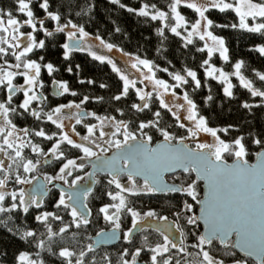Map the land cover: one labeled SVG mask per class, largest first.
<instances>
[{"label": "snow or ice", "instance_id": "snow-or-ice-1", "mask_svg": "<svg viewBox=\"0 0 264 264\" xmlns=\"http://www.w3.org/2000/svg\"><path fill=\"white\" fill-rule=\"evenodd\" d=\"M110 3L118 4L138 17L159 21L155 31L161 43L167 39L166 32H171L181 38L185 48L191 45L196 52L206 53L207 58L200 65L204 69V81L191 68L185 67L182 72L169 71L146 56L106 40L98 30L95 33L86 30L83 23L74 20L69 10L71 5L57 2L53 8L50 0H13L11 7H0V217L4 218L0 223L14 222L21 214L26 223L30 210L43 207V197L50 191L48 186L56 187L53 182L57 180L67 188H60L54 208L64 210L71 217V221L65 224L64 217L57 211L31 213L34 222L42 225L45 232L38 234L35 228L21 231L17 226L13 234L37 249V259H31V253L20 252L19 264H45L42 253L46 250V239L52 241L73 225L77 230L83 228L86 231L92 216L88 199L93 196L96 185L105 184L104 195L109 200L101 201L97 216L111 224V229L96 233V239L88 237L92 242L78 254L67 247L52 253L48 244L49 254L58 255L66 264H85V258L100 244L121 238L118 233L122 216L130 215L131 227L122 233L127 244L133 243L138 227L142 232L151 229L158 233L160 240L153 244L149 236L144 235L141 245L133 252L123 249L119 264H137L142 252L149 254L146 264H181L182 260L184 264H191L186 259L191 255L189 248L198 249L197 254L202 255L201 264H225L223 259L214 258L206 250V246L213 247L215 241L232 258V264H248L246 259L237 256V250L244 257H254L256 264H264V134L250 132L247 143L243 135L224 139L219 133L227 136L233 126H209L208 118L200 114L194 99L209 78L226 85L223 93L232 98L234 85L230 82V75H234L251 97L260 98V103L246 101L242 107L249 110L264 107V72H254L261 82L258 88L242 74L243 60L230 65L234 69L232 73L215 67L211 63L215 53H219L224 62H230L229 48L224 36L215 35L210 30L239 29L264 39V0H169L167 10L157 3L144 2L138 8L128 7L120 0H110ZM181 6L192 10L196 16L187 20L181 14ZM94 7L90 4L87 9L81 8L75 16L89 14ZM213 9L220 13H234L238 23H216L207 15ZM181 30L186 35H182ZM114 32L122 33V30L116 26ZM40 33H43V39H38ZM63 37L66 42L60 43ZM194 37L204 41L202 47L196 45ZM49 45L63 49L64 61H70L73 52H83L93 61L110 66L121 82L117 92L110 97V103L127 101L130 111H147L151 118L126 120L122 107L112 108L120 118L108 114L107 110L104 115L86 111L82 105L90 102L87 94L82 95L79 102L69 100L51 106L44 95L45 71L48 77H52L55 96L77 97L81 94L70 90L67 81L55 79L54 74L60 69L41 54ZM160 51L158 49L157 53ZM250 51L264 56V43ZM117 53L119 64L114 58ZM75 68L80 70V65ZM65 70L73 73V66L69 63ZM157 72L167 73L170 81L158 77ZM18 78L23 82L19 83ZM78 82L96 83L94 79H80ZM138 83L143 87H137ZM99 87L108 89L109 85L102 82ZM208 91L204 98L206 106L214 100L210 87ZM104 99L103 96L95 97L92 102L102 103ZM35 102L39 103V108L33 107ZM165 115L169 116L170 123H164ZM29 116L34 121L54 125L58 131L48 134L42 127L39 130L19 127L16 120L27 121ZM85 119L89 122L84 123ZM77 125H82L86 134L81 135ZM233 130L239 131L238 128ZM33 136L49 141L50 147L45 150L40 143L34 142ZM75 137H79V141ZM251 145L257 149L256 163L249 162ZM49 155L57 162L58 171L54 175L43 174V180H39L40 168L49 162ZM229 159L232 163L228 162ZM85 161L91 165L92 171L85 172ZM176 169H182L184 174L179 186L164 179L165 173H174ZM82 172L84 175H80ZM85 177L88 182L81 183ZM33 181L37 183L33 184ZM200 181L206 187L202 197L197 191ZM25 185L32 187L26 190ZM112 186L117 190L115 193ZM161 193H180L190 198L174 211L171 223L167 215L156 209L141 211L135 206L137 198ZM196 205H199V214L195 211ZM181 220L184 224L180 223ZM50 221L60 222L62 226L58 232L53 231ZM200 221H203V232H189L188 235L196 237V242L188 244L185 227L196 229ZM8 230L12 231L11 228ZM129 255L131 261L125 259ZM104 260L106 264H112L107 255ZM88 264H96L95 257Z\"/></svg>", "mask_w": 264, "mask_h": 264}, {"label": "trees", "instance_id": "trees-1", "mask_svg": "<svg viewBox=\"0 0 264 264\" xmlns=\"http://www.w3.org/2000/svg\"><path fill=\"white\" fill-rule=\"evenodd\" d=\"M57 2L63 3L66 6L71 5L72 7L69 10L72 11L74 20L79 23H83L86 30L92 33H95L98 30L106 40L116 43L127 51L138 53L142 57L146 56L147 58L154 60L161 67H167L169 71L182 72L185 67L191 68L197 71L198 77L202 79V82L204 81V69L200 67V65L202 60L207 58L206 53L202 55L201 53L196 52L195 48L191 45L185 48L181 38L176 37L171 32H166L167 39L161 43V38L157 37L155 31L156 26L160 24L159 21H151L150 19L138 17L134 13H129L125 9H121L118 4L110 3V0H50L53 8H55ZM144 2L157 3L159 7L167 10L166 5L169 0H120V3L133 8H138ZM12 3L13 0H0V7H11ZM90 4L95 5L91 13L82 14L80 17L75 16L76 11H79L81 8L87 9ZM180 11L181 14L185 15L186 19L189 21L196 16L192 10L183 6H181ZM207 15H209V18L213 19L218 24H230L233 22L238 23V17H235V14L232 12L220 13L218 10L213 9ZM249 23H251V21H249ZM116 26L121 28L122 33L114 32V28ZM23 30L30 31V29ZM210 30H212L215 35L225 37L230 57V62L226 63L219 57V53H215L211 63L217 68H223L225 72L232 73L234 69L230 65L234 64L237 60H243L245 63L241 70L242 74L246 78L252 80L256 87H261V82H259L258 78L255 77L254 72H264V56H261L256 51H250V49H253L258 44L264 43V39H261L256 34H250L239 29L232 30L214 28ZM181 31L182 35H186L183 30ZM43 38V33H40L38 35V39ZM65 40L66 37H63L60 40V43L65 42ZM194 41L196 45L200 47L204 44V41H199L198 37H194ZM209 42L210 40L208 43ZM158 49L161 50L159 54L157 53ZM164 49H166V51H164ZM41 54L46 55L47 59L53 61L56 67L60 69L58 73L54 74L55 79L67 81L69 88L72 91L80 93L81 97L85 94L89 95L90 102L86 104V106L90 110H94L100 115H104L107 110L108 114L117 115V117L120 118L118 113H114L112 111V108L122 107L126 113V116L124 117L126 120H146L151 118V113L147 111L144 113H135L134 111H130L127 107V101L122 100L119 103H110V97L117 92L121 83L118 81L116 74L111 71L110 66L102 65L99 62L93 61L87 53L83 52H73L71 54V60L64 61L63 49L52 47L51 45H49L47 50ZM168 61H171V63H168ZM69 63L73 66V73H68L65 70L66 65ZM77 64L80 65V70L75 68V65ZM43 75L44 83H47L52 79V77L47 76L46 71ZM157 76L169 81L171 79L168 77L167 73L164 72H157ZM80 79H94L96 83L94 85H89L87 83L80 84L78 82ZM102 82L109 85V88L101 89L99 84ZM230 82L234 85L232 89V98L226 97L223 93V87L226 85L221 84L218 80L209 78L206 85L199 90L194 99L196 100L200 114L208 118L209 126L219 128L227 127L229 125L233 126V128L229 129L227 136H224L223 133H219L222 138L231 139L235 136L243 135L245 136V141L247 143L249 142L248 134L250 132L257 135L264 134V107H253L251 110L243 108L242 105L244 102L247 101L250 104H256L260 103V98L251 97L250 93L240 86L239 80L234 75H230ZM209 87L211 88V95L214 100L206 106L204 98L209 94ZM189 91L191 90L189 89ZM100 96L105 98L104 102H92L95 97ZM78 97V100H80V96ZM163 120L164 123L171 122L169 116L167 115L163 117ZM234 128H238L239 131H234ZM44 130L47 133L48 126H44ZM65 149L67 150V148ZM256 150V146L251 145L248 157L249 162H252ZM72 151L74 152L75 150ZM229 161H231V159H229L228 162ZM97 178L99 179L100 177ZM183 178L184 174L178 173L169 177V181L181 185ZM105 190L106 184L103 186L96 185L93 196H90L88 199V206L92 209V216L90 217L91 223L86 231L83 228L77 230L73 225L68 232L63 235H57L52 241H47L45 236L46 250L42 253V258L45 264H66V262L58 255L49 254L47 251L48 244L51 245L52 253H58L61 248L67 247L78 254L80 250L86 249L87 244L91 243V240H89L88 237H92L96 233L109 228L107 223L104 220H101V217L97 216L98 207L102 206L101 201L109 200V198L104 195ZM197 191L201 193L200 185ZM57 199L58 193L51 191L46 199L43 200V207L41 209L30 210V215L26 218V223L24 222L25 218L22 214L19 217H16L14 222H7L6 225L4 223H0V264H19L17 257L20 252L31 253L32 255L30 258L37 259L35 255L37 249L19 239L18 235L13 234L16 232L17 226H19L21 231L26 228H35L38 234L45 232L42 225L38 226L34 222L31 213L38 214L40 211L44 210L57 211L59 215L64 217L65 224H68L71 221V217L64 210H57L54 208V203ZM185 199L190 201V198H187L180 193L141 196L135 200V206L141 211H146L149 208L156 209L162 215H167L169 219L174 220V211L182 207ZM3 219V217H0V220ZM50 223L54 232H58L59 228L62 226L58 221H50ZM180 223L184 224V221L181 220ZM130 226V215L122 216V233ZM9 228H11L12 231H9ZM184 230L187 236V243L192 244V240L196 242V237L188 235V233L192 231L199 233V229H193L192 226H186ZM148 232L149 231L145 230L142 233H139L138 236H135L132 244H127L122 239L113 247L95 249V251L89 253L85 258V264H88L93 257H95L96 264H106L104 260L105 255L111 259L112 264H119L120 255L123 249L128 248L130 253L133 252L135 247L141 245L142 237ZM149 233L156 235H148L149 240L153 244L159 241V239H157L159 237L158 234L155 232ZM206 250H208L210 255L214 258L223 259L225 264H232V258L230 256L226 254L220 255L223 250L217 245V242H214V246L211 248H207L206 246ZM188 251L191 253L190 256H196L194 248H189ZM148 255L149 254L147 252H142L140 257L141 259L146 260ZM201 256L202 255H198L197 258H195V262L189 258L187 260L192 264H200L199 259ZM125 259L131 261V255L125 257ZM73 260H75V257H73ZM247 261L248 264H253L251 261Z\"/></svg>", "mask_w": 264, "mask_h": 264}, {"label": "flooded vegetation", "instance_id": "flooded-vegetation-1", "mask_svg": "<svg viewBox=\"0 0 264 264\" xmlns=\"http://www.w3.org/2000/svg\"><path fill=\"white\" fill-rule=\"evenodd\" d=\"M58 80V79H57ZM18 82L19 83H22L23 81H22V78H18ZM46 85H45V90H44V95L45 96H47L48 97V101L49 102H51V106H55V104L56 103H58V102H63V103H67L69 100H75L76 102L78 101L79 102V100H78V96L77 97H72V96H70V95H65V96H60V97H58V96H55L54 95V91L55 90H53V85H52V83H51V80L49 81V82H47V83H45ZM71 90V89H70ZM18 95H20V96H22V94H18ZM0 98H2V97H0ZM82 97H81V95H80V99H81ZM15 99V98H14ZM33 107H36V108H39L40 107V105H39V103L38 102H35L34 103V105H33ZM82 108H84L86 111H94V110H90L86 105H82ZM45 111H47V109H45ZM73 111H75V110H73ZM90 119V118H89ZM89 119H85V121H84V123H88L89 122ZM93 122H95V121H93ZM16 123L18 124V126L19 127H32L34 130H39L41 127L42 128H44V126H48V134H51V133H53V132H57L58 130L55 128V126L54 125H51L50 123H42V122H40V121H34L33 120V118L32 117H30L29 116V118H28V120L27 121H23V120H16ZM77 127V130L78 131H80L81 132V135H84V134H86V131H85V129L82 127V125H77L76 126ZM32 139L34 140V142H36V143H40L44 148H45V150H47V148L48 147H50V142L49 141H46V140H42L41 138H37V137H35V136H33L32 137ZM65 151H67L66 149H65ZM25 153H27L28 154V150H26V152ZM81 155H82V153H81ZM49 162L47 163V164H42V166H41V168H40V175H39V177H41V179L43 180V174H47V175H54L55 174V172H57L58 171V166H57V162L56 161H54V160H52L51 159V156L49 155ZM85 163H86V168H85V172H88L89 171V166H88V164H87V161H85ZM74 175H75V173H74ZM80 175H84V173L82 172V173H80ZM99 177V176H98ZM86 178V177H85ZM166 179H168V181H169V178L167 177ZM82 182H84V181H82ZM171 182V181H170ZM53 183H59L60 185H62V186H64V187H67V185H64L63 183H61V182H53ZM200 185V184H199ZM27 186V185H26ZM25 186V187H26ZM49 189H50V191H48V194H47V196L50 194V192L51 191H55V192H57L58 193V197H59V192L60 191H58L56 188H54L53 186H50L49 187ZM112 191H114L113 193H115V191H117L115 188H114V186H112ZM167 194H170V193H167ZM175 194H179V193H175ZM201 194V193H200ZM156 195H166V194H156ZM46 196V197H47ZM46 197L43 199V200H45L46 199ZM58 200V199H57ZM197 205H196V207H195V211L197 212ZM169 219V218H168ZM101 220H103V218H102V216H101ZM169 221L170 222H172L173 220L172 219H169ZM106 222V221H105ZM107 223V225L108 226H110L109 228H111V224H109L108 222H106ZM131 227V226H130ZM108 228V229H109ZM199 229V228H198ZM106 230V229H105ZM146 231H149V232H154V231H152L151 229H146ZM147 233L146 235H151V236H156L155 234H153V233ZM139 233H142L141 231L139 232ZM139 233H137L135 236H138V234ZM156 233V232H155ZM156 234H158V233H156ZM157 239H159L160 240V238L158 237ZM120 240H122V236H121V238H120ZM120 240L118 241V243L120 242ZM158 242V241H157ZM117 243V244H118ZM116 244V245H117ZM194 251V250H193ZM198 250L197 249H195V255L196 256H198ZM192 259L194 262H195V258L196 257H192V256H187L186 257V259ZM148 259H149V255H148V258L146 259V260H143V259H141V257H138L137 258V264H146V262L148 261ZM181 264H184V261L182 260V262H181ZM192 264V263H191Z\"/></svg>", "mask_w": 264, "mask_h": 264}, {"label": "water", "instance_id": "water-1", "mask_svg": "<svg viewBox=\"0 0 264 264\" xmlns=\"http://www.w3.org/2000/svg\"><path fill=\"white\" fill-rule=\"evenodd\" d=\"M52 87H53V90H55L54 86H52ZM109 155H111V152H109ZM256 162H257V160H256V156L254 155V159H253V162H252V163H256ZM229 163H232V161H230ZM87 164H88V163H87ZM88 166H89V171H92L91 165L88 164ZM89 171H88V172H89ZM177 172H182V169H176V171H175L174 173H177ZM174 173H173V172L165 173L164 179H165L166 176H168V175H172V174H174ZM194 175H195V174L193 173V176H194ZM39 180H42L41 177H39ZM85 182H88V181H87V177L85 178V181H84V182H81V183H85ZM200 182H201V184H202L201 189H202V196H203L204 193H205V191H206V187H205L203 181H200ZM35 183H37V181H33V184H35ZM89 183H90V182H89ZM54 184L56 185V187H54V188H56L58 191H60V188H67V187H64V186L60 185L59 183H54ZM169 184H170V183H169ZM50 186H52V185H49L48 187H50ZM31 187H32L31 185H27V186L25 187V189H26V190H29ZM47 194H48V193H47ZM161 194H163V193H161ZM46 196H47V195H45V196L43 197V199H44ZM197 214H199V205H198ZM169 223H171V222L169 221ZM199 226H200V229H201L200 232H203V230H204L203 221H200V222H199ZM153 227H155V224L153 225ZM107 231H109V230H107ZM103 232H104V231H103ZM135 232H136V234L140 232L139 227L135 230ZM118 235H120V232L118 233ZM177 235H178V234H177ZM92 238H93V239H96L97 237H96V235H95V236L92 237ZM233 239H235V237H233ZM119 240H120V239H112V240H108L106 243L100 244L97 248L114 246V245H116V244L118 243ZM237 254H238L240 257H242V258H247V259L252 260V261L256 264V261H255V258H254V257H244L242 253H239V252H238V250H237Z\"/></svg>", "mask_w": 264, "mask_h": 264}, {"label": "rangeland", "instance_id": "rangeland-1", "mask_svg": "<svg viewBox=\"0 0 264 264\" xmlns=\"http://www.w3.org/2000/svg\"><path fill=\"white\" fill-rule=\"evenodd\" d=\"M210 44H211V41L209 42ZM115 59H117V62H118V64L120 63V60H119V54L117 53L116 55H115V57H114ZM137 87H143V85H140L139 83L137 84ZM146 90H150V88L149 89H146ZM72 123H75V121L73 120L72 121ZM65 124H68V121H65ZM66 130H69L70 131V129H66ZM106 131L108 130L107 128L105 129ZM75 139L77 140V141H79V137H75ZM209 139H211L210 137H209ZM79 162V161H78ZM55 182H61V183H63L62 181H55ZM26 186V185H25ZM11 187V186H10ZM110 227V226H109ZM111 227H112V225H111Z\"/></svg>", "mask_w": 264, "mask_h": 264}, {"label": "bare ground", "instance_id": "bare-ground-1", "mask_svg": "<svg viewBox=\"0 0 264 264\" xmlns=\"http://www.w3.org/2000/svg\"><path fill=\"white\" fill-rule=\"evenodd\" d=\"M199 228V233H200V226L198 227ZM215 242H217V245L218 246H220L219 245V243H218V241H215ZM191 243H195L193 240L191 241ZM221 247V246H220ZM223 254H225V252L224 251H221V254L220 255H223ZM238 255V254H237ZM196 258H197V256H195ZM216 259H219V258H216ZM244 259H246V260H249V261H251L253 264H255L252 260H250V259H247V258H244ZM201 261H202V256L200 257V259H199V263L201 264Z\"/></svg>", "mask_w": 264, "mask_h": 264}]
</instances>
